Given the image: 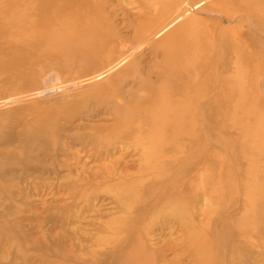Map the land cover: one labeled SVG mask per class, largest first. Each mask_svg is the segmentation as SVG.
Returning <instances> with one entry per match:
<instances>
[{
    "label": "rangeland",
    "instance_id": "1",
    "mask_svg": "<svg viewBox=\"0 0 264 264\" xmlns=\"http://www.w3.org/2000/svg\"><path fill=\"white\" fill-rule=\"evenodd\" d=\"M148 1L0 0V264H124L135 245L194 264L168 199L210 264H264V0H180L213 42L191 79L151 44ZM86 22L100 29L65 48ZM152 106L154 161L134 142Z\"/></svg>",
    "mask_w": 264,
    "mask_h": 264
},
{
    "label": "bare ground",
    "instance_id": "2",
    "mask_svg": "<svg viewBox=\"0 0 264 264\" xmlns=\"http://www.w3.org/2000/svg\"><path fill=\"white\" fill-rule=\"evenodd\" d=\"M174 1H176V9L174 11H171V4H173L172 2ZM147 7L150 13H153L155 16H157V21L153 22V28L150 29L147 34L148 36L150 34L149 40L152 41L151 44L157 45L159 48H162V50L164 51L163 54L165 62L169 68H182L186 72L187 79L193 78L194 76L192 71L194 69H190L189 66L192 65L198 58H200V53H202V55L203 53L208 54L209 50L211 51L213 46V42L210 41V38H200L198 28L199 19L193 16L187 9H184L180 0H149ZM23 17L24 13L21 14V12H17L14 19L21 20V18ZM69 24L70 23H68L64 27L62 26L63 29H65L66 32L74 33V31H72V28L70 27L71 24ZM62 27L59 26L58 28L61 29ZM96 28H99L98 24H95L94 22H86V24L83 26L84 30L80 32L76 38H73L72 35L71 38H68L70 45L68 44L66 46H63L65 48H71L72 46H84L89 37L93 35V31ZM146 32L147 30L144 29L143 35H145ZM62 33V30H54V34L52 37L53 47L59 48L60 45V47L62 48V44H60L62 43V41L60 40L59 36ZM138 75H142L141 72L138 73V71H135L132 76L135 79L138 77ZM190 88L191 86L188 83L184 86L183 90L187 94L184 96L185 98L181 99L183 108H188L191 104V101H188V89ZM195 92H197V90ZM195 92L192 95L197 96L198 93ZM159 93L160 95L161 93H163L161 88H159L157 94ZM160 95H158V97ZM162 100L165 105L167 103L164 102L165 98ZM161 112L165 113V111H162V109L156 110L155 108H153V106L146 110L144 116L147 119L146 123L147 121L148 123L145 125V130L148 131V135H145V137L143 134L137 135L134 139V142L136 144L140 145L142 143L143 145H145V147H147L145 150L146 157L147 159L152 158L153 161L154 158H159L160 156H162V145L159 144L158 147L156 143H154L155 140L151 139L152 137H154L153 139L159 141L164 133V125L160 124V121L163 120V114ZM149 132L151 133L150 135ZM175 134H177V131L175 132ZM146 164H148V161ZM247 196L250 198L249 192ZM164 205L165 210L163 211H166L167 213L169 212L171 216L176 218L181 224L185 226L187 237L190 238V243L194 248V264H210L213 260V254L208 250L207 245L202 242L203 239L201 240L197 238L198 234L194 232V229L190 226V221L188 220L189 214L185 209H183L181 201L168 199L165 201ZM242 226L246 230L252 232V230L256 227V223H254V225ZM127 257L128 260H126L124 264H153V262L151 261L152 252H142V248H140V245H135L134 247L132 246L127 253Z\"/></svg>",
    "mask_w": 264,
    "mask_h": 264
}]
</instances>
